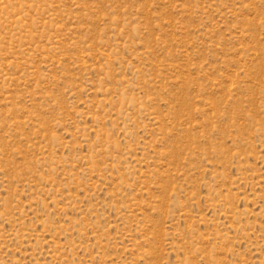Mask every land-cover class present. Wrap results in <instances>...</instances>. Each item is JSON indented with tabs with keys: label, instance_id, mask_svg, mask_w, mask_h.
Wrapping results in <instances>:
<instances>
[{
	"label": "rangeland",
	"instance_id": "rangeland-1",
	"mask_svg": "<svg viewBox=\"0 0 264 264\" xmlns=\"http://www.w3.org/2000/svg\"><path fill=\"white\" fill-rule=\"evenodd\" d=\"M0 264H264V0H0Z\"/></svg>",
	"mask_w": 264,
	"mask_h": 264
}]
</instances>
